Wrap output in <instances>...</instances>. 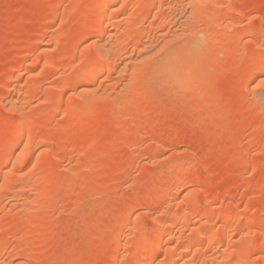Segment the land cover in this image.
I'll use <instances>...</instances> for the list:
<instances>
[{"label": "rangeland", "instance_id": "374dc122", "mask_svg": "<svg viewBox=\"0 0 264 264\" xmlns=\"http://www.w3.org/2000/svg\"><path fill=\"white\" fill-rule=\"evenodd\" d=\"M94 1L0 0V264H264V0H117L95 41Z\"/></svg>", "mask_w": 264, "mask_h": 264}, {"label": "bare ground", "instance_id": "6f19581e", "mask_svg": "<svg viewBox=\"0 0 264 264\" xmlns=\"http://www.w3.org/2000/svg\"><path fill=\"white\" fill-rule=\"evenodd\" d=\"M117 2V0H95L94 1V3H96V5H95V10H94V13H93V15L91 16V18H90V23H89V31H88V34H87V37H88V39L89 40H91V39H93L94 37H95V35H96V33L98 32V31H110V30H113L114 29V26L116 25L115 23H114V25H113V22L110 24L108 21H106V15H107V10H109L110 8H112V6L113 5H115V2ZM124 1V0H123ZM130 2V1H129ZM123 3V2H122ZM124 3H126V1H124ZM124 3H123V5H124ZM127 4V3H126ZM125 4V5H126ZM124 5V6H125ZM96 7H97V9H96ZM119 8V7H118ZM120 8H122V6H120ZM119 8V9H120ZM111 10V9H110ZM121 10H124L123 8L121 9ZM121 10H119V11H121ZM113 11V10H112ZM115 11V10H114ZM113 11V12H114ZM117 11V10H116ZM116 13V12H115ZM115 13L114 14H111V15H114L115 16ZM121 13V12H120ZM119 13V14H120ZM122 14V13H121ZM108 15H110V14H108ZM116 15H117V13H116ZM113 16V17H114ZM114 18H116V17H114ZM113 18V19H114ZM118 19V18H117ZM128 19H129V17H128ZM109 20V19H108ZM111 21V20H110ZM130 22H132V21H130ZM118 23V22H117ZM130 25V24H129ZM116 26H118V25H116ZM184 28V27H183ZM130 29V28H129ZM185 29V28H184ZM189 29V28H188ZM188 31V30H187ZM112 32V31H111ZM192 32V31H191ZM191 32H190V37L192 36L191 35ZM102 33H104V32H102ZM108 33V32H107ZM186 33V32H185ZM195 33H197V31H195ZM194 33V34H195ZM104 34H106V32L104 33ZM192 34H193V32H192ZM198 35H199V33H197ZM99 35V34H98ZM103 35V34H102ZM180 35V34H179ZM197 35V36H198ZM105 36V35H104ZM107 36V35H106ZM196 36V35H195ZM189 37V34L187 35V34H185L183 37H180V38H182L181 40H180V42H178V45H176L175 47H174V49H171L172 51L171 52H168V53H166L165 52V54H162L161 56H160V60H159V64H156V66H158V69L157 68H155V69H157L156 71L157 72H155V74L156 73H159V74H157V75H160L161 76V78H162V75H163V82L162 83H164L165 85H167L166 84V82H168V84H170L172 87H173V89H178L179 88V90H180V92H181V89H185V88H187L188 86H189V84L192 82L190 79H189V75H190V68H191V65H194V61H195V63L197 62L196 61V58H197V56L198 55H200L199 53H200V51L202 50L201 49V47H203V45H204V43L203 42H201V40L198 38V37ZM176 37V36H175ZM96 39V38H95ZM99 39V38H98ZM94 40V39H93ZM92 40V41H93ZM100 40V39H99ZM99 40H97V41H99ZM103 40V39H102ZM173 40V39H172ZM95 41V40H94ZM178 41V40H177ZM204 41V40H203ZM91 42V41H90ZM175 42V41H174ZM104 43V42H103ZM97 44V43H96ZM206 44V43H205ZM101 46V45H100ZM104 46V45H103ZM105 47V46H104ZM205 47V46H204ZM97 48V47H96ZM87 49H89V48H87ZM102 49H104V48H102ZM264 49V48H263ZM170 50V49H169ZM106 51V50H105ZM109 51V50H108ZM165 51V50H164ZM163 51V52H164ZM168 51V50H167ZM97 52V51H96ZM155 52H157V51H155ZM159 52V51H158ZM260 52H261V55L262 56H264V50H263V52L260 50ZM101 53H102V51H101ZM107 53V52H106ZM109 53H110V51H109ZM151 53V52H150ZM263 53V54H262ZM98 55H100V53L98 52ZM106 55V54H105ZM151 55V54H150ZM94 56V55H93ZM158 56V57H159ZM89 57V56H88ZM98 57H100V56H98ZM101 57H103L104 58V55H102ZM152 57V56H151ZM150 57V58H151ZM252 57H254V56H252ZM256 57V56H255ZM106 58V57H105ZM260 58V55L258 56V58L256 59H254L253 58V62L250 64V65H248L250 68V70H251V68L252 69H256V68H261V67H263L264 68V57H261V59H259ZM263 58V59H262ZM88 59V58H87ZM197 59H202V58H197ZM250 59H252L251 57H250ZM109 60V59H108ZM89 61V60H88ZM95 61V60H94ZM93 61V62H94ZM153 61V60H152ZM199 61V60H198ZM248 61H249V59H248ZM104 62V61H103ZM107 62V61H106ZM109 62V61H108ZM155 62V61H154ZM200 62V61H199ZM94 64V63H93ZM103 64V63H102ZM248 64H249V62H248ZM86 66L82 69V72L79 74V76H77L78 77V80H80V82H83V81H87V80H89V79H87V78H89V75H92V74H95V73H99V72H101V71H103L102 69L104 68V67H101V63H100V66L99 67H101V68H99V67H96V66H91V64L89 63V65H87V63L85 64ZM197 65V64H196ZM247 65V64H246ZM197 66H199V65H197ZM110 67V66H109ZM190 67V68H189ZM193 67V66H192ZM195 68V67H194ZM198 68H200V67H198ZM245 68H247L246 66H245ZM244 68V69H245ZM154 69V68H153ZM190 69V70H189ZM248 69V70H249ZM79 70V69H78ZM81 70V69H80ZM105 70V69H104ZM108 70V69H107ZM192 70H193V68H192ZM247 70V71H248ZM249 70V71H250ZM263 70V69H262ZM154 71V70H153ZM252 71V70H251ZM192 72V71H191ZM195 72V71H194ZM193 72V73H194ZM196 72H197V70H196ZM204 72V71H203ZM199 73V72H198ZM102 74V73H101ZM162 74V75H161ZM202 74V73H201ZM259 74H261V75H258L257 77H259L257 80V82H258V84H260L261 85V88H262V86H263V88L262 89H264V70H263V72L260 70V73ZM194 75V74H193ZM156 76V75H155ZM192 76V75H191ZM196 76H197V74H196ZM194 76H192V79H194L193 78ZM160 78V79H161ZM159 79V80H160ZM199 79V78H198ZM162 80V79H161ZM194 80H196V77H195V79ZM189 81H191L190 83H189ZM197 81V80H196ZM84 83V82H83ZM192 84H193V82H192ZM191 84V85H192ZM170 85H167V86H169V88H170ZM260 85H256V86H260ZM171 87V88H172ZM191 87V86H190ZM189 87V88H190ZM170 91H172V90H170ZM175 91V90H174ZM178 92V91H177ZM179 92V93H180ZM263 92V91H262ZM183 93V92H182ZM264 94V93H263ZM258 95H260V94H258ZM256 96V95H255ZM264 96V95H263ZM9 99V98H8ZM15 99V98H14ZM256 101H257V99H256ZM260 102H262V101H260ZM262 104V103H261ZM263 104H264V102H263ZM6 105H7V107L8 108H10V110L9 111H12L13 110V108H14V106L16 105V102L14 101V100H9L7 103H6ZM17 109V108H16ZM14 111V110H13ZM24 123V122H23ZM18 125V124H17ZM24 126H25V124H24ZM17 137V136H16ZM15 138V137H14ZM13 138V139H14ZM10 141V140H9ZM23 149V148H22ZM25 150V152H26V149H24ZM11 151V150H10ZM10 151H8V149H5V151L3 150L2 151V155L0 156L1 158H2V156H3V158L5 157V155H6V157L7 158H9L10 156ZM21 152V151H20ZM24 153V152H23ZM1 154V153H0ZM12 155V154H11ZM19 155H21L20 153H19ZM23 155V154H22ZM22 155L20 156V158L22 157ZM18 157V160H20L21 161V159L19 158V156H17ZM19 162V161H18ZM174 216V215H173ZM177 218V217H176ZM176 218L174 219V218H168L167 220H165V221H161L160 223L162 224V226L164 227L163 229H165V227L166 228H168V227H170V226H172L173 224H175L176 223ZM124 219V218H123ZM178 219V218H177ZM122 221V220H121ZM120 221V222H121ZM159 223V222H158ZM160 224V225H161ZM224 224V223H223ZM124 225V224H123ZM225 226H222L220 229V231H222V232H226L225 231V229H227V228H224ZM163 229H161V230H163ZM194 230V229H193ZM206 230V229H205ZM204 231V230H203ZM210 231H212V230H210ZM197 233V232H196ZM208 233V232H207ZM157 235H159V234H157ZM202 236H203V234H201ZM166 236V235H165ZM205 236H207V235H205ZM214 236V234L211 232V234L209 235V239L211 240V238ZM116 237V236H115ZM118 237V236H117ZM162 237H163V235H162V233H161V235H159L157 238H155L154 240H153V242L151 243V245H150V243H148L149 245V247L148 248H145V250H144V252H143V254L144 255H142V256H138L137 257V255H136V258H135V262H134V264H147V262H146V260L148 261V258L149 259H151L152 257H154L155 255H157L158 253H159V251L161 252V246H160V241L162 240ZM119 238V237H118ZM121 238V237H120ZM114 239V238H113ZM164 239V238H163ZM177 239V238H176ZM175 239V240H176ZM212 239H214V238H212ZM197 240V239H196ZM112 241H114V240H112ZM117 241H119V240H116L115 239V241L114 242H117ZM164 241V240H163ZM179 241H180V239H179ZM190 242H193V241H190ZM206 242H208V241H206ZM119 242H117L116 244H118ZM111 244H112V242H111ZM176 244V243H175ZM180 244V243H179ZM113 245H115V244H113ZM189 245H190V243H189ZM191 245H192V243H191ZM250 245V244H249ZM178 246V245H177ZM115 247H117V245L115 246ZM120 247H121V245H120ZM119 248V247H118ZM112 249V248H111ZM114 250V249H113ZM112 250V251H113ZM116 250V249H115ZM117 252V251H116ZM115 252V253H116ZM142 252V251H141ZM171 252V251H170ZM169 251H168V253H170ZM173 253H174V251H173ZM114 253H112V255H113ZM140 254V253H139ZM111 255V254H110ZM165 255L168 257L169 256V254L167 255L166 254V252H165ZM173 255V254H172ZM171 256V255H170ZM235 257H237V256H235ZM170 259L172 258V257H169ZM233 260H235V259H233ZM231 262H232V260H231ZM233 263V262H232Z\"/></svg>", "mask_w": 264, "mask_h": 264}]
</instances>
